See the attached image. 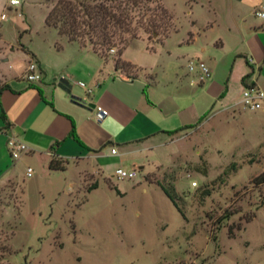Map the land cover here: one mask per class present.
<instances>
[{
  "label": "rangeland",
  "instance_id": "rangeland-1",
  "mask_svg": "<svg viewBox=\"0 0 264 264\" xmlns=\"http://www.w3.org/2000/svg\"><path fill=\"white\" fill-rule=\"evenodd\" d=\"M17 1L11 6L0 0V50L30 47L44 53V41L54 50L59 37L44 26L49 6L40 0ZM153 1L170 15L171 25L161 44L140 31L139 39L123 50V61L149 75L134 88L145 87L163 109L196 102L206 117L192 128L155 139L163 143L157 151L133 143L136 152L103 166L68 161L62 170L36 167L29 177L19 170L16 185L0 186V264H264V184L253 182L264 173V142L252 144L261 128L247 111L234 116L221 110L218 98L209 99L203 93L208 79L189 86L194 73L187 70L203 49L202 61L216 57L219 62L217 70L209 69L210 76L216 72L226 79L232 56L227 49L216 51L217 35L225 36V27L238 26L241 18L264 19L231 0ZM153 6L144 5L150 12ZM189 33L198 34L196 44H185ZM60 44L58 62L45 55L50 73L68 67L67 73L75 71L74 81L87 74L92 55L76 43ZM110 49L102 50L104 56L93 52L97 62L112 64L116 48ZM123 71L127 82L143 78L139 69ZM239 93L235 87L230 98ZM177 123L178 115H169L165 126L174 130ZM116 168L136 169L137 176L116 180ZM156 182L173 188L182 215Z\"/></svg>",
  "mask_w": 264,
  "mask_h": 264
},
{
  "label": "crops",
  "instance_id": "crops-1",
  "mask_svg": "<svg viewBox=\"0 0 264 264\" xmlns=\"http://www.w3.org/2000/svg\"><path fill=\"white\" fill-rule=\"evenodd\" d=\"M231 1L249 8L250 15H253L254 10H260L264 14V0ZM205 7L208 8L209 5ZM191 23L194 24L193 21ZM224 33L226 35L220 37L222 39L217 35L214 43L216 51L223 52L227 49L232 56L228 77L225 79L221 74L213 73L204 83L203 93L209 99L218 98L223 106L222 111L240 116V93L235 100L230 98V94L235 87L240 92L241 78L247 75L246 84H254L264 91V21L256 23L241 18L238 26H227ZM197 37L198 34L189 33L185 44H196ZM81 49L87 55H92V58L88 73L75 76L76 81L72 80L75 71L67 73L68 67H65L64 73H60V68L50 73L45 55H52L58 62L61 49L52 50L48 41H44V53L38 48L30 47H20V52L0 50V186L5 183L16 185L22 168L24 177L26 168H30L32 172L37 170L36 167H40L41 172L48 170L47 165L51 159L62 165H66L68 161L75 165L91 161L103 166L119 155L136 152L131 150L133 143H141L147 152L157 151L163 143L155 141L162 135H167L164 133L170 130L167 128H174L165 126L169 115H178L179 123L175 125L178 126L177 129L192 126L199 118L206 117L207 112L204 114V109L193 101L183 108L179 104H173L163 109L159 100L149 98L145 87L138 91L134 88V85L141 84V80L143 84L149 78L144 70L132 65L142 72L140 77L144 79L127 82V76L114 68L113 61L110 65L97 62L96 54L89 47ZM202 52L203 49L196 53V60L202 61ZM215 58L203 59L202 62L208 69L217 70L219 62ZM31 61L37 65L41 74L38 82L30 83L23 79L26 64ZM134 77L137 78V75ZM78 78L86 80L85 87L89 88V94L77 86L78 82L82 83ZM223 91V97L219 98ZM94 106L105 110L107 116L96 121ZM172 107L175 109L172 110ZM247 115L255 121V126L261 128V137H255L254 142L248 139L253 142V147H257L264 142V113L247 112ZM71 126L83 147L68 137ZM129 134H136L134 138L137 139H128ZM9 136L17 138L28 148V152L17 160H11L8 155L6 140ZM108 142L110 145L105 146ZM111 148L115 149V155L110 154Z\"/></svg>",
  "mask_w": 264,
  "mask_h": 264
},
{
  "label": "trees",
  "instance_id": "trees-1",
  "mask_svg": "<svg viewBox=\"0 0 264 264\" xmlns=\"http://www.w3.org/2000/svg\"><path fill=\"white\" fill-rule=\"evenodd\" d=\"M40 2L49 6L44 18V26L54 29L59 37V43H55L54 46L56 50L61 49L60 41L76 43L80 47L89 46L92 52L101 56H104L102 50L107 51L114 47L116 48V57L112 59L114 68L124 74V67L134 68L120 58L127 44L139 39L140 31L146 35L147 39L153 38L157 44H161L162 40L168 36L169 25H171L170 15L153 0H54V2L40 0ZM149 2L154 4L151 12L144 7L145 3ZM247 77L245 75L241 78L242 86L246 85ZM223 95L224 91L219 98ZM204 117L199 118L198 123ZM193 126L164 133L172 136ZM68 137L78 146L83 147L75 135L73 126ZM108 145H110L109 142L105 144V146ZM47 169L62 170L63 166L60 162L51 159ZM253 182L264 184V173L255 177ZM156 184L177 212L182 215L176 203L173 188L160 182Z\"/></svg>",
  "mask_w": 264,
  "mask_h": 264
},
{
  "label": "built area",
  "instance_id": "built-area-1",
  "mask_svg": "<svg viewBox=\"0 0 264 264\" xmlns=\"http://www.w3.org/2000/svg\"><path fill=\"white\" fill-rule=\"evenodd\" d=\"M9 5L16 6L18 5L17 0H9ZM253 16L256 18H263L264 14L260 10H255ZM2 18V16H1ZM109 54L113 53V50L108 51ZM187 70L190 73H194V78L189 80V86H197L202 84L205 80L210 77V72L208 67L201 61H189L187 63ZM41 74L37 65L34 62H28L26 64L23 79L26 82H38L40 80ZM77 86L82 88L86 94L90 93V90L85 87L83 83L78 82ZM239 106L242 110L247 112H263L264 113V91L254 84H246L241 87ZM93 110L95 111V120L100 121L107 116L105 110L101 109L98 106H94ZM6 149L11 160H17L21 155L28 152L27 146L19 141L15 137H7L6 140ZM110 154L115 155L116 151L114 148L110 149ZM32 174L30 168H26L25 176L29 177ZM137 170L130 169L124 170L122 168H116L113 172V176L116 180H132L136 178Z\"/></svg>",
  "mask_w": 264,
  "mask_h": 264
}]
</instances>
